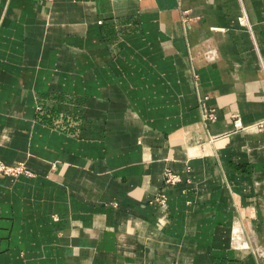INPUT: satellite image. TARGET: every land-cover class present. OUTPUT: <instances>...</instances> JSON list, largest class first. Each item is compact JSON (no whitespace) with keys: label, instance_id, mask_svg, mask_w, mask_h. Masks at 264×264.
Instances as JSON below:
<instances>
[{"label":"crops","instance_id":"0c3cea01","mask_svg":"<svg viewBox=\"0 0 264 264\" xmlns=\"http://www.w3.org/2000/svg\"><path fill=\"white\" fill-rule=\"evenodd\" d=\"M233 113L264 118V0H0V158L29 169L0 264H264V131Z\"/></svg>","mask_w":264,"mask_h":264},{"label":"built area","instance_id":"2783aa9c","mask_svg":"<svg viewBox=\"0 0 264 264\" xmlns=\"http://www.w3.org/2000/svg\"><path fill=\"white\" fill-rule=\"evenodd\" d=\"M45 1L52 2L53 0H45ZM239 22L241 25L247 27L249 30L252 31V24L245 10H243L242 15L239 16ZM202 108H203V118L205 120H214L216 118L215 110L208 108L206 106V101L204 100H202ZM231 117L234 120L235 130L237 131H244L250 133L264 131V118L259 119L255 122L244 123L240 119V116L236 113H233ZM21 173H29V169L24 163L19 162L16 164H9L0 158V175L18 176ZM164 175H165L164 176L165 181L169 184H176L182 180L180 174L173 172L171 170H167ZM165 199H166L165 194H162L161 196L158 197V200L163 202L165 201Z\"/></svg>","mask_w":264,"mask_h":264}]
</instances>
